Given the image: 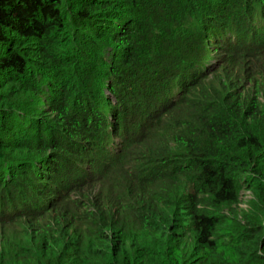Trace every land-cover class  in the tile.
<instances>
[{"label":"trees","instance_id":"obj_1","mask_svg":"<svg viewBox=\"0 0 264 264\" xmlns=\"http://www.w3.org/2000/svg\"><path fill=\"white\" fill-rule=\"evenodd\" d=\"M258 13L0 0V225L22 228L0 264H264V116L207 52L257 73Z\"/></svg>","mask_w":264,"mask_h":264},{"label":"rangeland","instance_id":"obj_2","mask_svg":"<svg viewBox=\"0 0 264 264\" xmlns=\"http://www.w3.org/2000/svg\"><path fill=\"white\" fill-rule=\"evenodd\" d=\"M260 17H257V21L261 24L264 22V17H262L259 13ZM255 22L253 24H249V28H254ZM264 27V24H262ZM248 27V25H245ZM246 30L250 36H247L246 39H252L251 33ZM208 47L207 52L210 54L211 59L214 64H217L218 69L216 72L212 73L209 77V83L215 85L217 87L220 84H223L226 81H230L233 84L232 91L241 92L243 98V102L246 105H249L246 109L249 113L255 108H259L262 111V116H264V77L260 76V74L264 75V54L262 58V62H260L261 66H257L256 71H251L250 67L248 68V63L243 60L242 56H238L239 52H236L234 49L231 50V53L228 50L223 49L221 42L224 40L223 37H219L216 34H208ZM216 45H218L216 47ZM234 46L235 45H231ZM264 47H255L254 49H259ZM240 58V60L231 62L228 58ZM245 65V66H244ZM210 66L208 67V71ZM229 77V80L227 78ZM244 195H248L247 192L243 191ZM22 228L20 225H13L10 227L3 228L0 225V251L7 246V244L13 245L14 243L19 242V238L21 237ZM24 234V233H23Z\"/></svg>","mask_w":264,"mask_h":264}]
</instances>
